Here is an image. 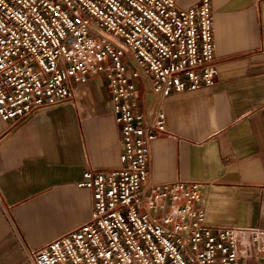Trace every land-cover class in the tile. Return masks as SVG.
Instances as JSON below:
<instances>
[{
  "label": "built area",
  "instance_id": "2783aa9c",
  "mask_svg": "<svg viewBox=\"0 0 264 264\" xmlns=\"http://www.w3.org/2000/svg\"><path fill=\"white\" fill-rule=\"evenodd\" d=\"M210 0H0V118L74 99L102 76L119 125V165L86 168L89 218L27 253V264H264V228L240 239L205 219L200 183L150 180L163 100L214 85ZM149 77L153 105L136 83Z\"/></svg>",
  "mask_w": 264,
  "mask_h": 264
},
{
  "label": "crops",
  "instance_id": "0c3cea01",
  "mask_svg": "<svg viewBox=\"0 0 264 264\" xmlns=\"http://www.w3.org/2000/svg\"><path fill=\"white\" fill-rule=\"evenodd\" d=\"M210 9L214 85L163 100L167 133L150 143L149 174L155 183H200L207 223L236 227L240 240L264 228V0H210ZM104 84L97 76L72 101L0 118V264H27L29 251L89 218L90 190L76 184L82 171L120 163ZM136 86L150 108L149 77Z\"/></svg>",
  "mask_w": 264,
  "mask_h": 264
}]
</instances>
